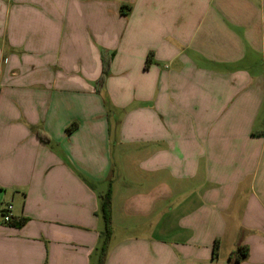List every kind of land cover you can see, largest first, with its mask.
<instances>
[{
    "label": "crops",
    "instance_id": "1",
    "mask_svg": "<svg viewBox=\"0 0 264 264\" xmlns=\"http://www.w3.org/2000/svg\"><path fill=\"white\" fill-rule=\"evenodd\" d=\"M108 189L102 264H264V0H0V264H97Z\"/></svg>",
    "mask_w": 264,
    "mask_h": 264
},
{
    "label": "trees",
    "instance_id": "2",
    "mask_svg": "<svg viewBox=\"0 0 264 264\" xmlns=\"http://www.w3.org/2000/svg\"><path fill=\"white\" fill-rule=\"evenodd\" d=\"M108 71V64L103 63L102 71L100 76L98 77L96 83L97 85H100L103 83V80L107 74ZM74 124L70 125L68 127V130H70ZM101 213L103 217L104 222V229L102 231V240L100 243V246L98 248V263L102 264L103 262V256L106 251V246L109 238L111 237L112 233V227H111V190L108 189L105 194L102 195V201H101ZM25 219L15 218L11 216L10 220L7 222L8 224L12 226H21L24 223ZM248 254V247L246 245H239L237 249L230 253V257L233 255L235 260L239 261L241 259L246 258Z\"/></svg>",
    "mask_w": 264,
    "mask_h": 264
},
{
    "label": "built area",
    "instance_id": "3",
    "mask_svg": "<svg viewBox=\"0 0 264 264\" xmlns=\"http://www.w3.org/2000/svg\"><path fill=\"white\" fill-rule=\"evenodd\" d=\"M11 208H12V205L11 204H7L5 205L3 208H2V220L4 222H8L11 218V214H10V211H11Z\"/></svg>",
    "mask_w": 264,
    "mask_h": 264
},
{
    "label": "rangeland",
    "instance_id": "4",
    "mask_svg": "<svg viewBox=\"0 0 264 264\" xmlns=\"http://www.w3.org/2000/svg\"><path fill=\"white\" fill-rule=\"evenodd\" d=\"M220 249L223 250V247H221ZM236 249H237V248H236ZM215 251H217V247H216V250H215Z\"/></svg>",
    "mask_w": 264,
    "mask_h": 264
}]
</instances>
